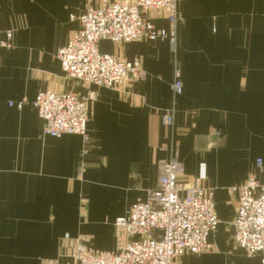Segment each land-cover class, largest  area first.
<instances>
[{"label": "crops", "instance_id": "1", "mask_svg": "<svg viewBox=\"0 0 264 264\" xmlns=\"http://www.w3.org/2000/svg\"><path fill=\"white\" fill-rule=\"evenodd\" d=\"M84 9V0H0V33L12 32L11 47L0 49V264H69L76 241L96 254L128 242L113 222L157 188L171 135L180 183L211 189L218 219L212 250L177 264H261L232 242L237 195L228 189L263 177L255 160L264 166V0L180 3L175 99L174 56L161 39L99 43L104 54L139 61L146 77L138 83L104 88L66 78L56 54L80 27L70 16ZM146 16L167 30L163 16ZM45 91L94 92L85 156L80 137L42 134L31 102ZM21 100V108L8 105ZM172 105L170 131L160 114Z\"/></svg>", "mask_w": 264, "mask_h": 264}, {"label": "built area", "instance_id": "2", "mask_svg": "<svg viewBox=\"0 0 264 264\" xmlns=\"http://www.w3.org/2000/svg\"><path fill=\"white\" fill-rule=\"evenodd\" d=\"M183 0H84V12L71 20L79 22L66 45L56 58L65 77L75 82L96 87L114 88L124 83H138L145 79L138 60L122 61L100 51L99 43H120L165 40L173 60V99L181 92L179 70L175 59L176 35L182 20L179 5ZM154 13L163 16L167 30L156 28L146 16ZM12 32L0 33V49L10 48ZM94 92L85 97L71 93H38L31 105L41 119L42 134L58 139L64 135L81 138L80 156L87 154L88 104L94 101ZM26 100L10 102L21 108ZM175 109L172 105L160 114L161 125L170 131L174 128ZM221 131H214L216 138ZM167 157L157 165V188L149 191L146 200L133 204L127 214L115 219L113 226L129 241L118 244L114 252L96 254L83 243L76 241L69 264H177L184 255L199 256L212 250L208 238L218 226L213 191L190 187L180 183L183 174L178 160L173 135L166 148ZM255 166L262 173L248 175L239 185L230 187L237 195V208L232 222V242L247 257L258 256L264 264V166L261 159ZM67 238V235L65 236Z\"/></svg>", "mask_w": 264, "mask_h": 264}]
</instances>
